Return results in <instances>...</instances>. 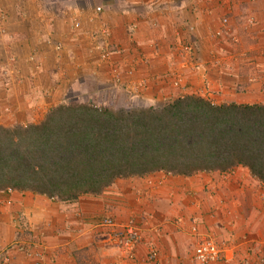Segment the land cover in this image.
<instances>
[{
  "label": "crops",
  "instance_id": "crops-1",
  "mask_svg": "<svg viewBox=\"0 0 264 264\" xmlns=\"http://www.w3.org/2000/svg\"><path fill=\"white\" fill-rule=\"evenodd\" d=\"M152 1L135 3L141 5L137 9L132 3L129 11L119 4L122 12L118 15L102 5L100 12L96 8L74 17L71 2L62 7L58 0H0V36L8 34L14 44L25 45L19 52L27 65L45 60L41 71L53 83L63 74L57 69L54 47L42 52L43 42H32L40 22L54 27L66 24L70 39H62L69 43L63 48L60 68L68 72V91H83L94 68V64L88 67V44L100 51L92 38L95 33L86 26L102 27L107 22L115 28L118 40L109 44L116 62L106 67L119 66L133 81H145L158 95L172 94L167 78L175 80L184 74L188 95L217 104L264 105V0ZM62 8H66V20L57 13ZM224 19L227 25L223 27ZM79 23L83 30L75 27ZM127 25L133 32L130 41L126 40ZM22 26L27 29L20 31ZM62 35L57 34V39ZM223 40L226 46L220 49L217 42ZM235 42L249 44L244 52L233 53L227 46ZM104 72H96L92 80L106 79L109 75ZM9 123L0 121L7 127L26 125L24 121ZM216 174H226V181H218ZM263 188L264 183L245 167L191 177L158 172L119 179L109 187L117 196L105 207L117 222L137 224L141 241L132 253L108 243L94 229L92 221L108 216L102 214L105 204L93 200L96 197L65 204L31 192L0 191V264H197L195 249L199 235L204 234L224 246L221 264H264ZM152 250L158 254L154 262L148 259Z\"/></svg>",
  "mask_w": 264,
  "mask_h": 264
},
{
  "label": "trees",
  "instance_id": "trees-1",
  "mask_svg": "<svg viewBox=\"0 0 264 264\" xmlns=\"http://www.w3.org/2000/svg\"><path fill=\"white\" fill-rule=\"evenodd\" d=\"M249 169L264 183V105L184 95L163 108L57 106L41 123L0 124V191L68 204L119 179Z\"/></svg>",
  "mask_w": 264,
  "mask_h": 264
},
{
  "label": "rangeland",
  "instance_id": "rangeland-1",
  "mask_svg": "<svg viewBox=\"0 0 264 264\" xmlns=\"http://www.w3.org/2000/svg\"><path fill=\"white\" fill-rule=\"evenodd\" d=\"M145 1L147 0H141L135 3H139L142 5V3H145ZM154 1H152L151 4H153ZM66 2H71L74 5L75 11L74 13L72 11L73 14L71 15L74 17H77V14L79 16H82V14H85L86 12L87 14H90L93 9H98L102 5H108L109 9L111 10H109L108 12L110 13L112 12V10H114V15H116V13L118 15L120 14L118 12H122L118 7L119 4H122L120 6L124 7V9H126L127 11H129V9L134 5L135 9L141 7V5L135 4L134 0H58V3H61L62 7H64V4ZM132 3L134 5H132ZM52 12L53 11H51V13ZM66 12V8H62L60 12L57 13L60 14L59 16L62 17L63 20H66ZM42 13L46 16L48 14L47 11L43 10ZM122 14H124L125 16V13ZM43 23L44 22H40V26H37V36H34L37 39L33 40L32 45H37L43 42V46L41 48L42 52H48L49 47H54L53 57H57V69L64 75H59V77L56 76L57 81L53 83L50 82L47 74H44L41 71L42 69L46 68L44 67L46 66L44 62L45 60H41V64L37 65L38 67L33 66V64L30 65V63L27 65V62H23V58L21 57V53L19 52L21 51L20 48L25 45L14 44L13 40V42L11 40H8L11 39V37H7L8 34H6V37L0 36V121H9V124H15V121H24L26 122V125L31 123H41L46 118L47 114H49L57 106L63 104H94L97 107L112 109L163 108L173 103L181 96L188 95L185 92L187 76L184 74L179 75L175 80H173V76L167 78V81H169V83L171 84L169 88H172L174 92H172V94L166 92L165 95L163 94L164 96H160L157 94L158 91L147 86L145 81H138L137 79L133 81L130 78L128 71L123 72L124 70L119 66H114L111 69L107 68L106 64L110 62H116L111 56V47H109V44L117 38V35H115V28L113 29V27H111L107 22L106 26L103 24L102 27H97L94 25L86 26L88 30L92 31L90 33H95V36H93L92 38H96L94 44L99 45L100 51L98 50L97 52L95 49H92L93 46L90 47V45L92 44L91 42L88 44V49L90 50L88 67L94 64V68L90 70L89 74L87 75L88 79H86L85 84H83V91H78L77 89L68 91V72L63 66L60 68L59 64L64 61L62 60L63 48L64 46H66L65 44L69 43V41H62L64 37H68V34L66 32L68 27H66V24L62 25L61 27H54L52 25H44ZM79 24L80 25L75 24V27L79 30H83V24ZM222 25L223 27L227 25V21H225V19L222 20ZM119 27L123 28L124 30V27L122 25H119ZM4 28L5 27H3V29ZM24 28L26 27L22 26L18 29L21 31L24 30ZM7 30H9L8 27ZM125 30L126 40L130 41L131 38H133L132 29L129 30V27L127 25ZM222 32L223 29H221V33ZM57 34L58 36L62 34H64L65 36L62 35L63 37L58 40L56 37ZM47 37H49L48 40ZM68 39L70 38L68 37ZM224 41L225 40L217 42V45L218 47L220 46V49H223L222 46H226V41ZM248 44L249 43L245 42H235L231 45H228L227 48L232 49L233 53L234 51L236 53H242L244 52L243 49H246V46ZM188 46L189 45H185L186 51H189L190 49V46ZM43 47H45L47 50H45ZM32 55H34L33 52ZM211 58L212 57H210V59ZM217 60H221V63L224 62V58H218ZM239 61L240 60H238L237 62ZM100 70L105 71V75L109 76H107L106 79L100 80V82H98L97 79L92 80V76L95 77L97 75L95 73ZM253 75L256 77V73H254ZM50 78H52V76H50ZM166 91H168V89ZM163 98L164 100H162ZM41 99H44L42 103ZM48 100L49 103H51L50 105L47 103ZM210 175L211 177H213L212 174H208L206 176L210 177ZM224 175L225 177L227 176L226 174H216V176L218 177L216 179H218V181L220 182H222V180L226 181ZM111 191H114V189L112 190L108 188L99 196H83L78 200V202L81 203L82 200H85L87 198L93 199L92 197H96L93 200L96 199L95 201H97L98 203L102 202L103 204H105L103 206L104 208H101L103 210L102 214L108 216H100V218L92 221L91 224L95 227L94 229L98 234H103L108 243H111L113 246H115L116 243H113L115 241L112 235L114 229L103 227L101 224L107 217L113 218L115 221H117L105 207L107 201H111L112 197L117 196L114 195V193L116 192ZM260 195H264V193H261ZM97 199H102L103 201ZM127 222L118 223L120 225H125ZM136 227L137 229H139L137 224Z\"/></svg>",
  "mask_w": 264,
  "mask_h": 264
},
{
  "label": "built area",
  "instance_id": "built-area-1",
  "mask_svg": "<svg viewBox=\"0 0 264 264\" xmlns=\"http://www.w3.org/2000/svg\"><path fill=\"white\" fill-rule=\"evenodd\" d=\"M98 12L101 11L99 7ZM227 21V20H225ZM11 191V190H9ZM264 200V195H261ZM103 227L113 228V239L119 247H122L126 252L132 253L136 246L140 243V234L133 220L128 221L125 225H120L113 218L107 217L101 223ZM195 227L193 231H196ZM198 244L195 249V260L197 264H221L224 258L225 248L218 245L215 240L204 234L199 235ZM157 251L152 250L148 256L151 262L157 259Z\"/></svg>",
  "mask_w": 264,
  "mask_h": 264
}]
</instances>
